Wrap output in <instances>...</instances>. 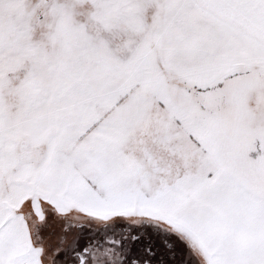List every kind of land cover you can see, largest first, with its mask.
Returning <instances> with one entry per match:
<instances>
[{
	"label": "snow or ice",
	"instance_id": "obj_1",
	"mask_svg": "<svg viewBox=\"0 0 264 264\" xmlns=\"http://www.w3.org/2000/svg\"><path fill=\"white\" fill-rule=\"evenodd\" d=\"M82 219L158 238L132 264H264V0H0V264Z\"/></svg>",
	"mask_w": 264,
	"mask_h": 264
},
{
	"label": "flooded vegetation",
	"instance_id": "obj_2",
	"mask_svg": "<svg viewBox=\"0 0 264 264\" xmlns=\"http://www.w3.org/2000/svg\"><path fill=\"white\" fill-rule=\"evenodd\" d=\"M122 223L130 225L131 227H133L134 229H137V230L140 227L138 225L132 224L131 221H124ZM87 225H89V226H87ZM102 227H103V225L96 224L94 222H90L86 219H82L79 222V228L80 229H84V230L88 229L89 230V232L87 231V236L85 238L79 236L78 248L81 252H83V250H85V249L91 250L95 246V244L99 241V242H102L104 244V246L107 248H112L114 245V251L116 252L115 259L117 260L118 264H123L124 260H127L128 264H132V261L134 259L138 260L139 257L146 255V253L142 250L147 249L150 242H152V251H154V252L157 251V245L159 244V240L155 236L150 235L149 237H141L135 241H131L128 253H126V254L122 253L121 249L123 248L124 244L127 241H126V239H121V235L119 233H117V234H111L110 233L106 237H93L90 235V232L93 229H98V228H102ZM123 235L126 238L128 235L127 231H125L123 233ZM54 246L55 245H53V247ZM63 252H64V250L60 249L59 254H62V256H63V258H61L60 260L64 261V264H73L72 258L71 257H65L63 255ZM57 255H58V253H57ZM153 264H155V259L153 261Z\"/></svg>",
	"mask_w": 264,
	"mask_h": 264
},
{
	"label": "rangeland",
	"instance_id": "obj_3",
	"mask_svg": "<svg viewBox=\"0 0 264 264\" xmlns=\"http://www.w3.org/2000/svg\"><path fill=\"white\" fill-rule=\"evenodd\" d=\"M89 226V225H87ZM86 226V227H87ZM81 230H83L82 234H81ZM87 231L89 232V230H84V229H80L79 227H77V225L73 224L72 228L69 230H65V231H61L60 228H56V232L58 233V235H56L53 239V245H57V248L60 249H67L68 246L70 244L73 243V241H77L79 242V236L81 237H86L87 236ZM53 248V252L51 255H49L48 257V264H54V260L56 259L57 256H59V258H63L62 254L58 255L56 253V250Z\"/></svg>",
	"mask_w": 264,
	"mask_h": 264
},
{
	"label": "trees",
	"instance_id": "obj_4",
	"mask_svg": "<svg viewBox=\"0 0 264 264\" xmlns=\"http://www.w3.org/2000/svg\"><path fill=\"white\" fill-rule=\"evenodd\" d=\"M75 225H77V227H79V222L78 223H75ZM78 244H79V242H78ZM53 248L57 249L56 250V253L60 252V248H57V245H55Z\"/></svg>",
	"mask_w": 264,
	"mask_h": 264
}]
</instances>
